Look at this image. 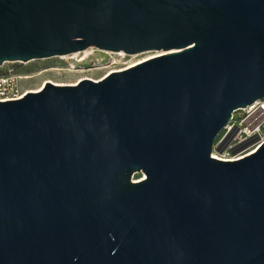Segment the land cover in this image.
Returning a JSON list of instances; mask_svg holds the SVG:
<instances>
[{
    "label": "water",
    "instance_id": "95a60500",
    "mask_svg": "<svg viewBox=\"0 0 264 264\" xmlns=\"http://www.w3.org/2000/svg\"><path fill=\"white\" fill-rule=\"evenodd\" d=\"M90 47L162 54L0 102V264H264V144L210 157L264 100V0H0V66Z\"/></svg>",
    "mask_w": 264,
    "mask_h": 264
},
{
    "label": "built area",
    "instance_id": "2783aa9c",
    "mask_svg": "<svg viewBox=\"0 0 264 264\" xmlns=\"http://www.w3.org/2000/svg\"><path fill=\"white\" fill-rule=\"evenodd\" d=\"M105 53L110 57L111 64H114V59L127 56L122 52ZM18 80H20L18 76H0V102L18 100L26 94L18 87ZM262 144H264V100L256 101L232 113L230 121L217 136L210 157L217 161L234 162L255 153ZM216 149H221V152H217Z\"/></svg>",
    "mask_w": 264,
    "mask_h": 264
},
{
    "label": "rangeland",
    "instance_id": "374dc122",
    "mask_svg": "<svg viewBox=\"0 0 264 264\" xmlns=\"http://www.w3.org/2000/svg\"><path fill=\"white\" fill-rule=\"evenodd\" d=\"M156 55L154 52L140 53L136 55H127L124 58L117 59L115 64H111L110 57L106 53L94 52V55L86 59L82 63H76L71 60L59 59L58 57L44 59V60H34L28 63L20 62H6L0 66V76L2 77H16L24 75L36 74L40 71L48 70L51 68H61L66 69L68 65L73 64L78 69L77 70H93L96 68H103L102 70L90 72V73H60L47 72L40 76H36L28 80H18V87L23 91L36 90L44 84L45 81H53L63 84H72L77 79H100L104 78L109 72H115L120 69H126L130 65H133L143 59L152 57ZM80 58V54L77 53ZM82 56V55H81ZM156 57V56H155ZM154 58V57H152ZM85 68V69H84ZM138 174H134L133 177ZM132 177V178H133Z\"/></svg>",
    "mask_w": 264,
    "mask_h": 264
},
{
    "label": "bare ground",
    "instance_id": "6f19581e",
    "mask_svg": "<svg viewBox=\"0 0 264 264\" xmlns=\"http://www.w3.org/2000/svg\"><path fill=\"white\" fill-rule=\"evenodd\" d=\"M100 52V53H105L104 51H100V50H96L95 48H93V47H90V48H88V49H86L85 51H83V52H81V53H79L80 54V58L77 56V53H74V54H71V55H68V56H62V57H58L59 59H64V60H71V59H73V61H75L76 63H82V62H84L86 59H88L89 57H91V56H93L94 55V52ZM154 53H156V55H154V56H152V57H157V56H159L160 54H162L161 52H154ZM82 55V56H81ZM123 55V54H122ZM152 57H148V58H146V59H143V60H141V61H139V62H137V63H135V64H133V65H130L129 67H127L126 69H128V68H131V67H133V66H135V65H138V64H140V63H143V62H145V61H147V60H149V59H152ZM116 61L117 60H115L114 59V64L116 63ZM113 64V63H112ZM78 68L76 67V66H74L73 64H70V65H68V67L66 68V69H61V68H51V69H48V70H44V71H40V72H38V73H36V74H32V75H24V76H18V78L20 79V80H28V79H32V78H34V77H36V76H40V75H42L43 73H47V72H55V73H57V74H60V73H62V72H64V73H90V72H95V71H99V70H102L103 68H96V69H93V70H77ZM85 69V68H84ZM112 73V72H111ZM108 74H110V72L108 73ZM107 74V75H108ZM107 75H105V76H107ZM104 76V77H105ZM88 79H90V80H93V81H99V80H101L102 78H100V79H91V78H88ZM80 80H82V78H79V79H77L74 83H72V84H63V83H58V82H53V81H45L44 82V84L46 83V82H50V83H52L53 85H56V86H66V85H75L76 83H78ZM44 84L42 85V86H40L38 89H36V90H31V91H25V93H29V92H32V93H36V92H39L41 89H42V87L44 86ZM145 178V176H144V174H141V173H138V175H135L133 178H132V181L133 182H138V181H141V180H143Z\"/></svg>",
    "mask_w": 264,
    "mask_h": 264
}]
</instances>
